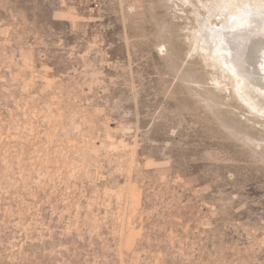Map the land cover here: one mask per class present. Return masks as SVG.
<instances>
[{
    "label": "rangeland",
    "instance_id": "rangeland-1",
    "mask_svg": "<svg viewBox=\"0 0 264 264\" xmlns=\"http://www.w3.org/2000/svg\"><path fill=\"white\" fill-rule=\"evenodd\" d=\"M236 3L0 0V264H264Z\"/></svg>",
    "mask_w": 264,
    "mask_h": 264
},
{
    "label": "bare ground",
    "instance_id": "bare-ground-1",
    "mask_svg": "<svg viewBox=\"0 0 264 264\" xmlns=\"http://www.w3.org/2000/svg\"><path fill=\"white\" fill-rule=\"evenodd\" d=\"M246 3L237 0L235 4L238 12L231 21L233 31L225 30L229 35L218 31L217 36H213L216 39L214 55L240 80L237 81L245 89L249 101L264 111V11L255 10Z\"/></svg>",
    "mask_w": 264,
    "mask_h": 264
}]
</instances>
